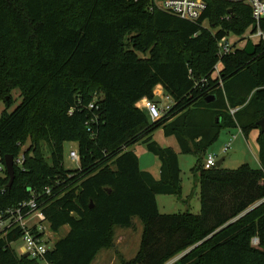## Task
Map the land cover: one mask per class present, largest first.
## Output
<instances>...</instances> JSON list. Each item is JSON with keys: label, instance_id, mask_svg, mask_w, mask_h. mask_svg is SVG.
Here are the masks:
<instances>
[{"label": "trees", "instance_id": "16d2710c", "mask_svg": "<svg viewBox=\"0 0 264 264\" xmlns=\"http://www.w3.org/2000/svg\"><path fill=\"white\" fill-rule=\"evenodd\" d=\"M251 25L247 6L217 0L196 23L153 9L152 0H0V163L25 155L10 188L0 173V210L52 190L43 210L49 229L69 230L47 264H91L134 218L140 246L123 264L179 255L175 264H264V43L254 56L236 49L220 59L217 48ZM157 86L172 105L152 122L136 104L153 100ZM14 91L21 102L8 113ZM159 129L182 154L201 157L222 130L258 131L259 168L198 165L201 214H161L156 196L182 189L177 154L152 139ZM142 141L159 159L158 180L131 151ZM68 143L79 169L64 167ZM18 237L0 238V264H39L12 249Z\"/></svg>", "mask_w": 264, "mask_h": 264}, {"label": "rangeland", "instance_id": "374dc122", "mask_svg": "<svg viewBox=\"0 0 264 264\" xmlns=\"http://www.w3.org/2000/svg\"><path fill=\"white\" fill-rule=\"evenodd\" d=\"M204 26L209 28L207 23H205ZM250 33L251 30L249 29L242 36L230 35L229 40L232 43L238 42L242 39L248 40ZM250 41L255 45H257L259 42L256 37L251 38ZM245 44V42L241 43L240 47H244ZM12 96L14 103L13 106L8 110V113H11L21 102L18 91H14ZM171 104V99L168 100L165 98H163L162 102L160 103L162 107ZM5 109V104L0 102V116ZM157 131L153 133L154 136L152 135V139L160 147H162V145H164L162 140H166L167 137H165L162 131H160L159 135L162 137L160 140L157 135H155ZM233 136H235L234 139ZM170 140L173 142L174 148L177 150L179 157L180 185L182 193L179 196L157 195L156 199L158 210L161 214L170 215L182 214L186 212L194 215L201 214L199 172L196 171V167L198 165H202L208 155H213L215 157V163L221 159H224L221 168L225 170H237L245 164L252 169L259 168V149L257 142L254 141L252 135L250 134L248 137H245L239 129L222 130L217 140L206 150L203 157L194 154H182L180 149L178 150L176 139L171 137ZM228 142H231V148L228 152L224 153L223 147ZM74 149H76V144L74 143H68L64 146V167L68 170L75 168V164L71 163L67 159L69 151ZM43 151L45 157L48 158L49 152L46 145H43ZM131 151H133L138 157L139 168L142 171L149 172L154 176V178L160 177L159 159L147 150V145L144 141L135 144L131 148ZM68 230L69 228L64 226L58 234L53 236L51 243L54 244L57 239L64 237L68 233ZM142 231L143 226L137 218L133 219V226L129 229L116 228L114 230V239L115 244H118H116V246H114L112 249L101 250L91 264H123L122 261L127 262L133 259L136 256L140 246ZM119 237L121 238L119 239ZM252 245L256 247L254 242ZM12 249L18 255L23 254L20 242H15L12 244ZM180 257H182V255L173 258L167 264H175L178 262Z\"/></svg>", "mask_w": 264, "mask_h": 264}, {"label": "built area", "instance_id": "2783aa9c", "mask_svg": "<svg viewBox=\"0 0 264 264\" xmlns=\"http://www.w3.org/2000/svg\"><path fill=\"white\" fill-rule=\"evenodd\" d=\"M217 1L237 3L247 6L250 9L252 20V25L248 28V30H251L248 40L242 39L238 42L232 43L229 40V36L234 34H228L217 41L218 55L220 59L233 53L236 49H245L248 43H251L254 46L264 43V28L262 27L264 24V0ZM152 8L173 15L181 20L196 23L207 10V0H152ZM205 23L207 22H204L203 26ZM204 27L207 28L206 26ZM253 37L258 39L259 42L257 45L250 41ZM243 42L246 43L245 46L240 47V44ZM220 70L221 63H218L214 67V72L211 78L214 79L217 77ZM155 95L159 98L160 103L163 98L170 99L165 96L163 92ZM160 103H155L153 100L143 99L136 104V108L146 113L150 121L155 122L162 118V116L170 110L172 105L162 107ZM89 108H93V106L91 105ZM237 110L238 108L230 109L229 113L234 115ZM71 113L72 110L69 111V114ZM234 138L235 136H233V139ZM230 143L231 142H228L224 145V153L230 150ZM67 159L75 164V168L72 170L80 168V159L77 149L70 150ZM24 162L25 155L23 153L16 158H13L14 167L21 168ZM215 164V157L213 155H208L204 162V168L211 169L212 167H215ZM3 171H5V166L0 163V173ZM51 193L52 190L50 188H45L41 194L31 193V197L27 201L21 202L14 207L0 210V238H7L15 232H19V237L16 242H20L21 244L22 255L26 254L27 258L35 260L39 264H47L45 256L53 246L51 240L54 234L50 231L49 224L43 213L46 204L45 197H50ZM253 242L256 246L258 245V240L256 238L253 239L252 243ZM14 243H10V245Z\"/></svg>", "mask_w": 264, "mask_h": 264}, {"label": "water", "instance_id": "95a60500", "mask_svg": "<svg viewBox=\"0 0 264 264\" xmlns=\"http://www.w3.org/2000/svg\"><path fill=\"white\" fill-rule=\"evenodd\" d=\"M245 54L247 56H254L256 53V46L252 45L251 43H248L247 46L245 47ZM153 102L155 103H160V100L157 96L154 95ZM257 126L260 127V132L264 133V120H261L257 123ZM223 162V159L220 161L216 162L215 167L220 168L221 164ZM4 166H5V171L6 174L9 178L7 188H10L13 184L14 176H15V170H14V165H13V158L11 156H6L4 158ZM24 258H27V255H23Z\"/></svg>", "mask_w": 264, "mask_h": 264}, {"label": "crops", "instance_id": "0c3cea01", "mask_svg": "<svg viewBox=\"0 0 264 264\" xmlns=\"http://www.w3.org/2000/svg\"><path fill=\"white\" fill-rule=\"evenodd\" d=\"M163 92V89H162V87L161 86H157L156 87V89L153 91V94L155 95V94H160V93H162ZM156 96V95H155ZM160 131H162L161 129H159L156 133H155V135H157V137L161 140L162 139V137L159 135V133H160ZM163 133V132H162ZM258 134H259V132L258 131H252L251 133H250V135H252V138L254 139V141H256L257 142V137H258ZM153 136H154V134H153ZM171 137H167V139L166 140H162L163 141V144L164 145H162V147L163 148H170V149H172L176 154H177V150H175V148H174V144H173V142H171ZM176 143H177V141H176ZM177 145V144H176ZM178 147V150H179V146H177ZM177 156H178V154H177ZM178 161H179V157H178ZM223 161H224V159H223ZM259 163V162H258ZM222 165V164H221ZM147 172V171H146ZM152 175V174H151ZM153 176V175H152ZM159 176H160V171H159ZM154 177V176H153ZM156 180H158L159 179V177L158 178H155ZM157 200V199H156ZM158 205V204H157ZM121 237H119V239H120ZM116 244H118V243H116ZM116 244L114 245V246H116Z\"/></svg>", "mask_w": 264, "mask_h": 264}]
</instances>
